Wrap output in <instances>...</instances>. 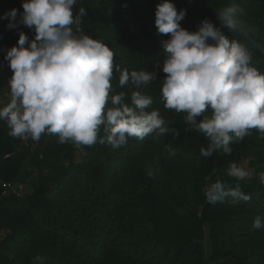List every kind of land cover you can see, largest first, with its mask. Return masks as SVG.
<instances>
[{"label": "trees", "instance_id": "obj_1", "mask_svg": "<svg viewBox=\"0 0 264 264\" xmlns=\"http://www.w3.org/2000/svg\"><path fill=\"white\" fill-rule=\"evenodd\" d=\"M23 0H0V93L9 88L11 70L4 59L6 49L16 45L21 31L29 39L35 33L20 24L8 28L4 13L14 6L23 12ZM162 0H77L74 14L84 7L87 15L81 27L85 34L108 44L114 51V65L131 70L159 69L157 79L140 90L153 98L147 109H158L169 122L166 137H131L119 148L107 142L76 147L58 143L49 135L38 151L12 137L0 120V264H34L43 257L46 264H264V227L254 228L256 216H264V139L251 130L233 143L230 155L217 150L211 157L200 155L207 147L205 137L185 131L184 113L164 107L161 87L162 62L166 51L162 41L169 36L157 31L155 13ZM186 9L181 26L196 31L205 18L217 26V9L237 6L243 19L257 30L256 40L264 44V0H173ZM230 39L238 33L222 27ZM253 64L264 72V51L253 49ZM113 94L125 91L130 103L134 88L118 84L115 70ZM100 135H104L103 128ZM170 146H167L169 145ZM244 158L255 170L250 181L228 176L231 163ZM148 176L149 166L155 167ZM26 163V166H24ZM35 168L38 169L34 175ZM46 170V171H45ZM33 176L31 194L9 192L7 184ZM237 183L250 194L247 202L231 198L210 204L204 187L216 180ZM206 228L212 242L207 257L203 240Z\"/></svg>", "mask_w": 264, "mask_h": 264}, {"label": "clouds", "instance_id": "obj_2", "mask_svg": "<svg viewBox=\"0 0 264 264\" xmlns=\"http://www.w3.org/2000/svg\"><path fill=\"white\" fill-rule=\"evenodd\" d=\"M76 4L77 0H23L22 13L17 8L4 13L9 29L23 24L35 33L30 40L21 31L17 44L5 50L12 75L9 99L0 102V120L7 123L8 134L36 142L42 135H56L61 144L107 142L113 148L131 137L159 138L170 132L178 137L179 130L170 128L158 109L147 110L153 98L140 90L157 79L159 69L129 71L114 65L115 54L108 44L83 32L87 11L79 7L74 14ZM186 11L178 10L173 0H162L156 8L157 31L169 36L161 42L166 51L160 90L164 107L184 113L185 131L207 139L201 156L209 158L217 150L230 155L231 145L253 129L264 139V72L253 64V49L264 51V44L257 43V30L243 19L242 8H219L220 26L205 18L196 31L181 26ZM225 26L243 42L230 39L222 31ZM114 67L119 86L135 89L130 103L125 91L113 94ZM158 166L159 161L149 166V177ZM227 172L237 181H250L256 174L235 162ZM259 182L264 184V171ZM203 191L210 204L229 197L233 203L251 199L239 183L233 187L219 179ZM253 227H264V216H256ZM34 264L46 262L37 257Z\"/></svg>", "mask_w": 264, "mask_h": 264}, {"label": "rangeland", "instance_id": "obj_3", "mask_svg": "<svg viewBox=\"0 0 264 264\" xmlns=\"http://www.w3.org/2000/svg\"><path fill=\"white\" fill-rule=\"evenodd\" d=\"M13 8H17L19 9V11L22 13L21 9L18 7V6H14ZM47 136L46 135H42L41 136V140L43 141V145L46 143V140H47ZM23 143L28 145V146H31V148L34 150V151H38V149L40 148L39 145L37 143H32L31 142V138L30 139H23ZM37 149V150H36ZM242 164H246L248 167H249V160L247 158H244L240 161L239 165H242ZM24 166H26V163H24ZM35 173L34 175L37 174L38 172V169L35 168ZM46 171V170H45ZM33 180H34V177L33 176H30V177H25L24 180L20 181V182H15V183H11V184H7V189H6V194H9V192H19L21 194H31L32 193V190H33V187H32V183H33ZM9 232L8 231H3L0 233V240L6 236ZM206 234H207V237L205 240H203V245L205 247V250H206V255L207 257L212 253V242L210 240V237H209V234H208V229L206 228ZM210 264H214V263H210Z\"/></svg>", "mask_w": 264, "mask_h": 264}, {"label": "crops", "instance_id": "obj_4", "mask_svg": "<svg viewBox=\"0 0 264 264\" xmlns=\"http://www.w3.org/2000/svg\"><path fill=\"white\" fill-rule=\"evenodd\" d=\"M9 95H10V89L6 88L2 93H0V102L6 103L9 99ZM46 136L48 137L49 135H46Z\"/></svg>", "mask_w": 264, "mask_h": 264}, {"label": "built area", "instance_id": "obj_5", "mask_svg": "<svg viewBox=\"0 0 264 264\" xmlns=\"http://www.w3.org/2000/svg\"><path fill=\"white\" fill-rule=\"evenodd\" d=\"M28 139H30V138H28ZM26 140V139H25ZM9 184H11V183H9Z\"/></svg>", "mask_w": 264, "mask_h": 264}]
</instances>
